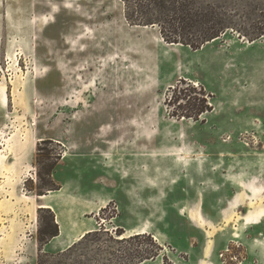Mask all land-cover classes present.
Wrapping results in <instances>:
<instances>
[{
    "label": "rangeland",
    "instance_id": "374dc122",
    "mask_svg": "<svg viewBox=\"0 0 264 264\" xmlns=\"http://www.w3.org/2000/svg\"><path fill=\"white\" fill-rule=\"evenodd\" d=\"M162 40L123 0H0V264H37L58 197L43 253L144 229L164 249L144 264H264V36Z\"/></svg>",
    "mask_w": 264,
    "mask_h": 264
},
{
    "label": "trees",
    "instance_id": "16d2710c",
    "mask_svg": "<svg viewBox=\"0 0 264 264\" xmlns=\"http://www.w3.org/2000/svg\"><path fill=\"white\" fill-rule=\"evenodd\" d=\"M125 19L131 26L158 28L167 44L181 45L199 50L204 45L219 40L229 33L239 39L254 42L264 36V10L257 13L254 0H123ZM189 97L184 107L186 114L179 118L197 120L211 111L204 87L191 86L184 80ZM175 90L177 87L174 88ZM179 97L175 98V101ZM172 102V101H171ZM180 109L183 107L180 105ZM43 195V194H41ZM44 211V209H41ZM48 232H40L37 264H142L155 260L164 250L152 235L140 234L124 237L125 231L117 230L116 236L100 228L87 233L80 241L58 254L43 253L45 245L60 234L52 215ZM103 233L107 236L102 240ZM127 236V235H126ZM148 242L150 250L135 249L130 252L127 244Z\"/></svg>",
    "mask_w": 264,
    "mask_h": 264
},
{
    "label": "bare ground",
    "instance_id": "6f19581e",
    "mask_svg": "<svg viewBox=\"0 0 264 264\" xmlns=\"http://www.w3.org/2000/svg\"><path fill=\"white\" fill-rule=\"evenodd\" d=\"M214 41H216V40H214ZM46 198H48V196H41V197H37L36 199L38 200V199H46ZM57 199H59V197ZM52 202H49L46 205L43 204V205L37 206V208L38 209L39 208H44V209L51 208L56 213L57 219H58L57 222L61 226V228L63 230V234H64V232L66 231V228H67V222H66L65 218L63 217L61 211L57 209V203L58 202L57 203H55V202L52 203ZM92 231L93 230H90L86 233L79 235L77 238H75V240H73L74 241L73 245L75 243H77L78 241H80L87 233L92 232ZM146 233H147V231H145L144 229H134V230L129 231V235H131V236L138 235V234H146Z\"/></svg>",
    "mask_w": 264,
    "mask_h": 264
},
{
    "label": "crops",
    "instance_id": "0c3cea01",
    "mask_svg": "<svg viewBox=\"0 0 264 264\" xmlns=\"http://www.w3.org/2000/svg\"><path fill=\"white\" fill-rule=\"evenodd\" d=\"M64 199H66L65 197H64ZM53 202H55V203H57V209L58 210H72L71 208H69V207H67V205H66V202L64 203V205L60 208V206H61V202H60V199H56V200H54ZM52 202V203H53ZM83 206V205H82ZM46 210H52L51 208H47ZM90 230H92V229H87V230H84V231H82L79 235H81V234H83V233H86V232H88V231H90ZM93 232V231H92ZM126 232V231H125ZM127 235V232L125 233V236ZM138 235H140V234H138ZM63 237V235H62V232H61V230H60V234H59V236L58 237H56V238H54L52 241H50L47 245H45V249L47 248V247H49L50 246V244L54 241V240H57V239H60V238H62ZM78 237V235L75 237V238H77ZM74 238V236H72V241L71 242H69V243H67L66 245H65V248H63V249H60V251L62 252V251H64V250H66L67 248H69V247H71L72 245H73V243H74V241L73 240H75V238ZM146 262H148V261H146ZM145 262V263H146ZM142 264H144V263H142Z\"/></svg>",
    "mask_w": 264,
    "mask_h": 264
}]
</instances>
